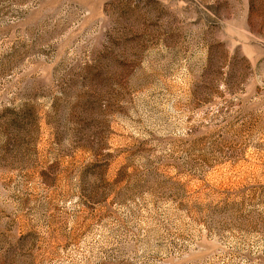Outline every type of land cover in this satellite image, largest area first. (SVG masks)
<instances>
[{"label": "rangeland", "instance_id": "374dc122", "mask_svg": "<svg viewBox=\"0 0 264 264\" xmlns=\"http://www.w3.org/2000/svg\"><path fill=\"white\" fill-rule=\"evenodd\" d=\"M0 264H264V0H0Z\"/></svg>", "mask_w": 264, "mask_h": 264}]
</instances>
